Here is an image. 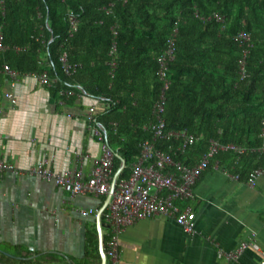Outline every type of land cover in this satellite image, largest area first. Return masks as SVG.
I'll use <instances>...</instances> for the list:
<instances>
[{"label":"trees","instance_id":"16d2710c","mask_svg":"<svg viewBox=\"0 0 264 264\" xmlns=\"http://www.w3.org/2000/svg\"><path fill=\"white\" fill-rule=\"evenodd\" d=\"M69 12L79 21L71 37ZM213 14L224 21L207 20ZM177 20L164 118L167 130H187L196 141L175 160L195 166L210 140L243 148L241 155L232 149L220 152L209 168L219 160L246 182L253 170L264 167V153L256 151L264 117V0H6L0 7V31L7 47L0 52V69L8 65L21 76L47 72L55 80L51 90L56 99L60 90L70 89L76 95L64 99L66 104H76L79 96L99 104L93 125L114 153L113 176L125 162L119 176L124 180L140 157L141 144L152 138L146 128L162 86L156 58ZM115 24L118 59L111 76L109 48ZM241 31L252 39L245 79L238 64L241 49L233 40ZM65 51L70 63L81 64L72 76L61 67ZM106 242L104 235L105 250ZM10 261L0 258V263L31 264Z\"/></svg>","mask_w":264,"mask_h":264},{"label":"crops","instance_id":"0c3cea01","mask_svg":"<svg viewBox=\"0 0 264 264\" xmlns=\"http://www.w3.org/2000/svg\"><path fill=\"white\" fill-rule=\"evenodd\" d=\"M8 94L15 97L14 105ZM78 98L68 105L32 76L20 75L12 82L0 72V160L21 170L41 160L57 173L78 167L87 179L102 156V142L88 121L89 109L98 111L99 104ZM74 152L88 157L77 164ZM214 164L203 172L188 202L196 215L195 232L186 234L164 217L140 220L121 234L116 264H259L251 249L236 259L227 255L251 239L264 251V173L251 187L231 180ZM105 200L72 196L36 176L3 173L0 258L11 263L101 264L97 214ZM101 222L104 236L110 229Z\"/></svg>","mask_w":264,"mask_h":264},{"label":"built area","instance_id":"2783aa9c","mask_svg":"<svg viewBox=\"0 0 264 264\" xmlns=\"http://www.w3.org/2000/svg\"><path fill=\"white\" fill-rule=\"evenodd\" d=\"M6 0H0V7L3 8ZM126 2V0H118ZM109 11V10H108ZM214 19L217 22H223L224 17L213 14L207 20ZM69 31L71 37L78 29V18L73 12L68 14ZM179 21H175L172 32L167 40L166 48L156 58L158 69L157 77L162 82L160 93L152 107V122L146 128L151 131L152 138L145 140L141 144V154L135 163L131 165L130 175L127 179L117 180L115 190L111 200L102 213L104 221L109 225L106 242L107 264H116L119 257V238L125 229L143 219L164 217L175 221L184 231L192 235L195 232L196 215L192 206L188 203L194 199V188L199 181L202 173L206 171L214 161L216 156L229 149L234 150L241 155L245 149L233 145H222L217 140H210L206 153L200 158L199 162L188 167L182 162L176 161L175 157L183 155L186 150L195 144L196 138L187 130H167L165 122V105L167 101V91L170 87L168 71L170 64L175 60L176 47L175 38L178 34ZM115 24L111 28L112 41L109 48L110 75L113 76L117 66L118 47L117 31ZM241 49V58L238 61L240 76L242 79L247 77V59L252 48L251 35L248 32H238L233 37ZM7 49L3 45V36L0 31V52ZM16 51L21 48L14 47ZM61 67L65 75L72 76L81 64H73L68 60V53L65 51L60 57ZM12 82L17 81L20 74L10 66L4 65L1 69ZM26 76H32L40 81L46 87H54L55 80L51 79L47 72L41 74L29 73ZM59 99H69L75 96L73 90L62 89L59 91ZM6 97L14 105L16 99L8 94ZM81 97V96H79ZM96 108L91 107L88 113V121L91 125L93 134L98 136L102 142V156L94 161L93 168L87 179L83 178L82 171L75 167L68 169L63 173L54 172L47 166L45 160H41L28 170H21L3 160H0V176L5 172H11L16 176H36L42 180L61 188L72 196L92 195L97 197H107L112 188L113 181V161L114 153L104 141V136L100 128L93 125L96 115ZM115 127V123H113ZM261 146L256 151L264 153V117L261 121ZM168 143V147L161 148L159 143ZM77 162H81L87 155L74 152ZM214 168L229 177L233 181H240L238 174H233L224 167L219 168L217 162ZM264 173V169L257 168L253 170L246 184L255 186L259 177ZM183 204V205H182ZM82 214L87 215L85 211ZM251 249L259 256V264H264V251L259 247L255 240L242 242L238 249L227 255L230 259H236L243 251Z\"/></svg>","mask_w":264,"mask_h":264},{"label":"water","instance_id":"95a60500","mask_svg":"<svg viewBox=\"0 0 264 264\" xmlns=\"http://www.w3.org/2000/svg\"><path fill=\"white\" fill-rule=\"evenodd\" d=\"M124 168H125V162L122 161L120 168L118 169V171L116 172V174L113 177L111 192L106 197V200H105L103 207L100 209V211L97 214L99 252H100V256H101V264H107V256H106L105 249H104V236H103V231H102L104 228V224L101 222L102 213L105 211V209L107 208V206L111 200V196L115 190L117 180H118V178H119V176H120V174ZM5 254H7V253H5ZM7 255H9V254H7ZM0 264H6V263H0Z\"/></svg>","mask_w":264,"mask_h":264},{"label":"rangeland","instance_id":"374dc122","mask_svg":"<svg viewBox=\"0 0 264 264\" xmlns=\"http://www.w3.org/2000/svg\"><path fill=\"white\" fill-rule=\"evenodd\" d=\"M44 264H46V263H44ZM47 264H55V263H50V262H47Z\"/></svg>","mask_w":264,"mask_h":264}]
</instances>
